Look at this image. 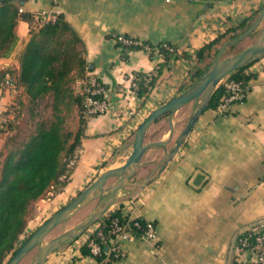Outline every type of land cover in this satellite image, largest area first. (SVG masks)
<instances>
[{
    "label": "crops",
    "instance_id": "1",
    "mask_svg": "<svg viewBox=\"0 0 264 264\" xmlns=\"http://www.w3.org/2000/svg\"><path fill=\"white\" fill-rule=\"evenodd\" d=\"M8 1L32 19L17 18V39L10 53L0 56V70L18 71L19 54L42 13L62 14L82 39L87 71L107 89V108L87 119L67 184L32 201L44 206L66 203L102 170L121 164L138 124L180 93L197 69L208 68L210 54L229 33L201 58L196 50L257 11L249 20L253 22L264 6V0ZM118 34L154 45L169 42L175 53L158 73L165 59L160 52L142 47L125 51L117 44ZM247 71L252 75L246 96L223 112L204 109L175 155L131 198L115 205L124 214L151 220L156 237L123 239L125 255L108 264H229L238 254L237 234L248 226L259 227L264 220V56L252 61ZM138 72L156 77L145 97L131 84ZM10 96L0 81V112ZM162 117L168 121L167 115ZM88 232L49 253L43 264H99L81 252ZM239 255L246 258L248 252Z\"/></svg>",
    "mask_w": 264,
    "mask_h": 264
},
{
    "label": "trees",
    "instance_id": "2",
    "mask_svg": "<svg viewBox=\"0 0 264 264\" xmlns=\"http://www.w3.org/2000/svg\"><path fill=\"white\" fill-rule=\"evenodd\" d=\"M18 10V6L11 1L0 0V56L8 55L15 45L17 18L21 16L28 21L32 19L30 14L19 13ZM256 13L257 11L253 12L237 26L228 27L223 33L204 43L196 50L198 58H201L205 51L209 52L211 47L227 33L229 35L224 41L238 35L252 23L249 20ZM238 28H241L240 32L237 31ZM142 42L151 46L150 52L157 50L164 56V61L157 67L159 73L164 63L175 53V47L169 42H160L155 45L148 41ZM117 44L125 51L141 47L140 45H123L119 41ZM82 45V39L77 31L62 14H58L54 19L31 26L30 36L19 54V69L16 73L9 67L0 70L2 85L13 81L17 85H22L31 102L49 94L52 96L53 108V118L49 124L39 123L26 139L9 148L0 161V264H5L28 236L19 242L21 234L26 229L27 212L32 201L41 197L47 190H51L53 194L62 191L73 171L78 152L73 162L71 159L75 152L79 151L81 134L74 135L73 140L68 142L71 132L64 130L62 110L64 108L69 111L73 106L78 108L84 123L82 131L87 119L93 116L84 111V93L81 90L76 91L71 83L75 79H80L83 86L85 82L88 65L83 55ZM212 53L216 54L217 51ZM252 61L232 71L229 76L244 84L247 83L252 75L247 71V67ZM206 69H197L192 75V81L184 85L182 89L196 81ZM6 71H11L10 79L3 77ZM135 75L137 94L147 96L156 77L152 74L150 80L146 81V73L138 72ZM226 93L224 86L221 83L218 84L206 108H214ZM164 115L167 113L162 116ZM114 216L124 220L128 215L122 213L120 208L109 209L99 219L104 225V230L108 229V224ZM140 220L145 219L140 217ZM245 231L241 230L237 234L236 246ZM80 249L83 254H89L85 243ZM240 263L249 264L246 261ZM229 264H237L235 254Z\"/></svg>",
    "mask_w": 264,
    "mask_h": 264
},
{
    "label": "water",
    "instance_id": "3",
    "mask_svg": "<svg viewBox=\"0 0 264 264\" xmlns=\"http://www.w3.org/2000/svg\"><path fill=\"white\" fill-rule=\"evenodd\" d=\"M263 19L264 6L261 7L257 17L247 28L235 37L228 39L221 44L210 66L196 81L165 103L155 107L138 124L134 131L132 147L121 164L102 170L76 195L71 197L66 203L56 209L26 237V239L18 246L5 264H18L19 261L37 245L38 249L29 264H43L49 253L59 248L65 242L82 235L89 228V226L98 221L112 205L131 198L140 186L152 179L155 173L175 155L185 136L191 130L199 115L206 108L211 94L218 85L219 81L225 75L231 73L245 63L264 56L263 25L254 41L247 44L237 52L223 57V53L229 45L248 36L257 28ZM197 97H199V100L195 109L190 113L185 125L174 138L171 147L165 151L164 155L143 177L137 180L131 179L136 172L142 156L148 148L153 146L166 147L173 138V114L186 103ZM165 113H167L169 122L168 137L165 139L146 141V133L150 125ZM110 178L115 179L108 183ZM129 185L133 186V190L129 193L120 194V190ZM96 198H100L102 200L89 215L51 239L45 240L46 235L53 228L69 219L79 209Z\"/></svg>",
    "mask_w": 264,
    "mask_h": 264
},
{
    "label": "rangeland",
    "instance_id": "4",
    "mask_svg": "<svg viewBox=\"0 0 264 264\" xmlns=\"http://www.w3.org/2000/svg\"><path fill=\"white\" fill-rule=\"evenodd\" d=\"M264 25V19L257 26V28L252 31L248 36L242 38L241 40L229 45L224 53L223 57L231 55L247 44L251 43L255 40L260 30ZM216 54H211L210 61L215 57ZM14 71V69H12ZM11 71H6L7 76L3 75L5 79H10L9 73ZM80 79H75L71 83L76 91H79L80 88ZM2 83V82H1ZM3 87L8 89L10 92V98L5 106V108L0 112V119L3 116V119L0 120V161L3 159L5 153L9 148L16 145L17 142L26 139L36 128V126L43 122L45 124H49L51 119L53 118V108H52V96L47 94L46 96L38 99L37 101L31 102L23 90L22 85H17L14 81L10 84L3 83ZM199 100V97L193 99L192 101L186 103L174 116L173 126V138L167 144L166 147L155 146L154 148L148 149L141 158L140 163L136 169L135 174L131 179L137 180L143 177L152 166L164 155L165 151H167L171 145L173 144L174 138L185 125L190 113L195 109L196 104ZM12 105V107H9ZM7 109V110H6ZM64 114V122L63 127L65 131L71 132V137L68 142L73 140L74 135L82 134L83 122L80 117V112L76 106H73L71 110L66 111L64 108L62 110ZM169 123L166 118L161 117L158 121L154 122L148 129L146 133L145 140H155V139H163L168 137L169 135ZM115 178H110L108 183L113 181ZM132 189V186L123 187L120 192H128ZM52 196L51 194H48ZM102 199L96 198L86 204L84 207L79 209L73 216L69 219L63 221L58 224L55 228H53L45 237V240H49L52 237L58 235L65 229L72 227L73 225L80 222L83 218L89 215L94 208L101 202ZM64 202V201H63ZM61 202L52 206H44L41 202H32L29 206L27 212V225L26 229L20 236L19 242L23 241V239L29 235L40 223H42L48 216H50L56 209L62 206L64 203ZM117 204V203H116ZM112 205L110 209L115 207ZM97 223V222H95ZM94 224V223H93ZM93 224L91 225L93 227ZM91 226H89L91 228ZM89 228V229H90ZM75 239V238H74ZM71 239L65 242L62 245L69 243L74 240ZM61 245V246H62ZM60 246V247H61ZM38 249V245L32 248L20 261L18 264H29L36 251ZM7 259V257H6Z\"/></svg>",
    "mask_w": 264,
    "mask_h": 264
},
{
    "label": "built area",
    "instance_id": "5",
    "mask_svg": "<svg viewBox=\"0 0 264 264\" xmlns=\"http://www.w3.org/2000/svg\"><path fill=\"white\" fill-rule=\"evenodd\" d=\"M56 16L50 13H42L40 15V22H45L54 19ZM117 41L123 45H140L144 50L151 51V46L144 43L136 37L118 34ZM167 46V45H166ZM169 47V46H167ZM169 49L172 50L171 47ZM7 73L5 74V77ZM151 72H147L145 80H150ZM137 77L132 76V87L137 88ZM222 84L226 89V95L214 107L218 112H223L226 107L234 102L242 100L249 89L248 83L236 80L225 75L218 84ZM84 93L83 105L86 114L95 115L104 112L107 108V89L104 83L96 77V75L86 72L85 82L81 88ZM3 119V116L2 118ZM0 119V120H1ZM78 150L75 152L71 162L74 161ZM264 182V178H263ZM93 224V227L86 235L82 244H86L89 254L94 256L99 264H108L114 259L120 258L125 255V249L122 247L121 241L125 238H141V239H154L156 237L155 224L148 219L140 220L138 216L128 215L124 220L114 216L111 218L108 229L104 230V225L98 220ZM259 227L255 225L248 226L236 246L238 254L236 256L237 264L240 262H248L249 264H264V220L258 223ZM242 230V231H243ZM247 251L248 257L242 258L239 252Z\"/></svg>",
    "mask_w": 264,
    "mask_h": 264
}]
</instances>
